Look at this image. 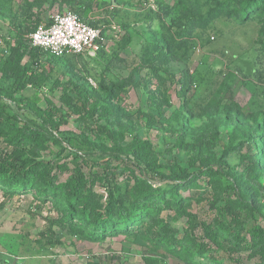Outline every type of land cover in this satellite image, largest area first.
Listing matches in <instances>:
<instances>
[{
	"label": "rangeland",
	"instance_id": "rangeland-1",
	"mask_svg": "<svg viewBox=\"0 0 264 264\" xmlns=\"http://www.w3.org/2000/svg\"><path fill=\"white\" fill-rule=\"evenodd\" d=\"M83 1L90 8L82 17L102 30L105 48L95 56L52 58L46 64V69L53 71L51 80L19 94L41 109L46 108L45 99H50L61 112L58 119H63L62 124L53 132L60 146L51 145L43 159H57L72 169L76 154L99 161L121 156L119 151L137 137L150 144L161 164L187 167L193 153L184 150L182 143H199L198 153L214 155L225 167H235L239 162L237 144L248 139L249 124L264 120V24L258 19L241 24L229 10L216 16L219 2L224 0ZM77 7L60 0H0V33L11 27L16 31L13 23L31 28L38 19L45 25L54 15ZM162 38L171 44L174 59L170 75L159 82L157 101L152 103L145 88L147 61ZM3 51L1 47L0 53ZM24 62L29 64L27 58ZM183 75L186 88L182 87ZM130 76L137 86L124 88L114 104L116 114L99 121L114 138L99 132L93 121H80V116L60 101L64 91L84 102L90 95H100L101 85L119 84ZM69 80L75 85L66 89ZM52 81L59 85L54 87ZM7 84L0 74V95L7 112L27 117L24 106L4 94ZM153 87L154 82L150 89ZM162 101L167 104L158 109ZM85 139L93 148L86 147ZM68 176L60 174L59 181ZM124 181L125 176L119 177L118 183L124 185ZM198 183L206 186L203 180ZM260 183L264 185V176ZM208 189L216 191L213 185ZM254 190L253 208L241 213L248 220L241 229L231 225L228 216L216 217L207 201H199V197L188 206L196 222L209 221L217 224L216 228L222 225L242 237L251 225L264 228V188ZM181 192L183 197L189 195L187 190ZM166 215H170L176 236L189 235L186 218H176L171 210L163 213ZM57 220L50 201L41 202L33 192L7 194L0 189V264H256L247 253L236 251L230 257L216 248H212L211 258L193 256L186 261L185 250L168 252L135 233L91 241L70 233ZM200 235L199 227L195 228L193 236Z\"/></svg>",
	"mask_w": 264,
	"mask_h": 264
},
{
	"label": "trees",
	"instance_id": "trees-1",
	"mask_svg": "<svg viewBox=\"0 0 264 264\" xmlns=\"http://www.w3.org/2000/svg\"><path fill=\"white\" fill-rule=\"evenodd\" d=\"M60 2L71 8L78 6L72 12L82 20V15L90 8L89 3L83 0ZM219 6L216 16L229 10V15L241 24L257 19L264 24V0H224L219 2ZM13 24L16 31L11 27L0 34V48L4 50L0 53V74L8 82V90L4 94L10 101L22 104L27 117L9 114L0 95V189L7 194L33 192L41 202L50 201L58 214V225L91 241L135 233L168 252L185 250L186 261L193 256L211 258L212 248H216L227 252L230 257L236 251L244 252L249 260L264 264V228L251 225L246 235L241 237L240 232L233 233L222 225L216 228L217 224L209 221L196 222L188 206L192 199L201 197L198 200L207 201L216 217L228 216L229 223L235 228L241 229L242 224L248 221L241 213L253 208L252 191L264 188L260 183L264 176L263 119L249 124L246 131L248 139L237 144L239 162L232 168L225 167L214 155L198 153L199 143H182L184 150L193 153L187 167L177 163L161 164L157 162L150 144L134 137L124 150L119 151L123 154L121 156L99 161L76 154L73 167L69 169V165L61 164L57 159H43V152L51 145L60 146L53 134L63 121L58 119L60 110L50 99H45L46 108L41 109L19 97L26 88L41 86L51 80L53 71L47 70L46 64L52 58L69 55L55 57L29 45L28 36L40 25L38 19L31 28ZM127 42L125 40L124 45ZM25 58L29 64L24 62ZM173 59L171 44L162 38L154 46L153 57L147 61L149 72L145 88L152 103L157 101L159 82L170 75ZM181 81L182 87L186 88L185 75ZM153 82L154 87L150 89ZM137 84L130 76L119 84L101 85V94L90 95L84 102L62 91L60 101L68 110L78 114L80 121L85 122L87 118L103 135L114 138L112 131L106 125H100L99 121L114 116V104L120 93L124 88L136 87ZM52 85L57 87L59 83L52 81ZM70 85L75 84L69 80L65 88ZM164 104L167 101L159 102L157 108ZM84 144L93 148L87 139ZM85 168H88L87 173ZM62 173L69 176L60 182ZM121 176H125L124 185L118 183ZM202 180L206 186L198 183ZM211 185L216 191L210 189L209 192ZM96 188L102 189L103 193ZM183 190L188 191L187 197L182 196ZM170 210L176 218H186L188 236L179 238L175 235L169 223L170 215L163 217V213ZM197 227L201 235L194 237ZM183 240L187 242L186 247Z\"/></svg>",
	"mask_w": 264,
	"mask_h": 264
},
{
	"label": "built area",
	"instance_id": "built-area-1",
	"mask_svg": "<svg viewBox=\"0 0 264 264\" xmlns=\"http://www.w3.org/2000/svg\"><path fill=\"white\" fill-rule=\"evenodd\" d=\"M28 40L31 47L55 57L95 56L106 46L102 30L89 25L72 11L54 15L47 24L39 25Z\"/></svg>",
	"mask_w": 264,
	"mask_h": 264
}]
</instances>
